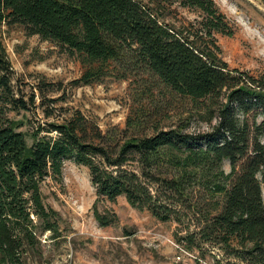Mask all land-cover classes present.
Instances as JSON below:
<instances>
[{
  "label": "trees",
  "instance_id": "obj_1",
  "mask_svg": "<svg viewBox=\"0 0 264 264\" xmlns=\"http://www.w3.org/2000/svg\"><path fill=\"white\" fill-rule=\"evenodd\" d=\"M167 1L202 14L198 30L211 38L212 48L213 33L230 34L212 0ZM159 3L0 0V34L3 25H22L26 34L53 42L84 66L74 83L99 82L110 66L119 70L118 79L141 75L171 100L202 102L208 120L216 118L204 133L185 131V124H149L150 119L142 123L147 131L119 139L113 130L104 135L78 112L33 125L27 114L35 106L34 94L26 98L14 90L0 38V264H24L26 254L40 246L38 232H55L56 212L42 203L39 186L45 176L60 175L66 158L88 168L97 199L115 202L123 195L130 206L145 208L160 221L177 213L174 205L193 185L205 196L222 194L219 211L206 218L214 242L234 241L238 258L264 264V143L259 139L264 70L258 78L229 71L211 47L197 42V34L164 23ZM256 112L261 120L248 123L245 116ZM126 125H133L131 118ZM224 160L228 174L221 170ZM94 217L102 226L115 220L95 207Z\"/></svg>",
  "mask_w": 264,
  "mask_h": 264
},
{
  "label": "rangeland",
  "instance_id": "obj_2",
  "mask_svg": "<svg viewBox=\"0 0 264 264\" xmlns=\"http://www.w3.org/2000/svg\"><path fill=\"white\" fill-rule=\"evenodd\" d=\"M159 1L164 23L186 35L197 34L198 43L211 47V38L198 30L199 11ZM212 1L230 29V34L213 33L212 51L229 71L258 78L264 70V0ZM0 38L12 67L14 90L26 98L34 94L35 106L27 114L33 125L78 112L104 135L113 130L119 139L147 131L142 123L150 119L149 124L159 122L162 127L185 124L190 133L208 132L216 121L208 120L202 102L171 100L165 90L141 81V75L118 79L119 70L110 66L99 82L74 83L83 72L81 62L53 42L26 34L22 25H3ZM224 93L223 89L222 97ZM44 112L50 116L45 118ZM245 117L248 123L262 118L258 112ZM128 118L133 125H126ZM259 139L264 143V134ZM221 166L224 174L230 172L227 160ZM199 186L187 189L183 201L174 205L177 213L160 221L147 209L130 206L123 195L115 202L97 199L88 168L66 158L60 175L45 176L39 186L42 203L56 212V230L38 232L40 246L26 254L24 264H247L236 256L234 241L214 242L206 218L219 211L223 195L205 196ZM94 207L109 219L115 215V220L100 225Z\"/></svg>",
  "mask_w": 264,
  "mask_h": 264
}]
</instances>
